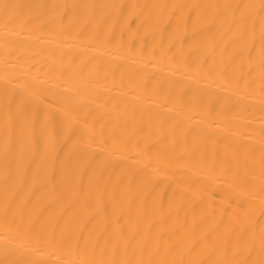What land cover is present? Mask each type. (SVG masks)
Segmentation results:
<instances>
[{"label":"bare ground","instance_id":"obj_1","mask_svg":"<svg viewBox=\"0 0 264 264\" xmlns=\"http://www.w3.org/2000/svg\"><path fill=\"white\" fill-rule=\"evenodd\" d=\"M0 264H264V0H0Z\"/></svg>","mask_w":264,"mask_h":264}]
</instances>
